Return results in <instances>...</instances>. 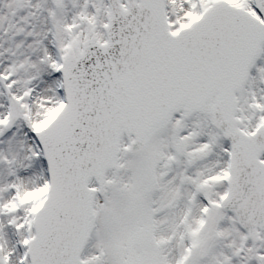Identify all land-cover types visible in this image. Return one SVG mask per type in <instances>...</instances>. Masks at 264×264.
Returning <instances> with one entry per match:
<instances>
[{"label": "snow or ice", "instance_id": "6c2138e0", "mask_svg": "<svg viewBox=\"0 0 264 264\" xmlns=\"http://www.w3.org/2000/svg\"><path fill=\"white\" fill-rule=\"evenodd\" d=\"M0 264H264V0H0Z\"/></svg>", "mask_w": 264, "mask_h": 264}]
</instances>
